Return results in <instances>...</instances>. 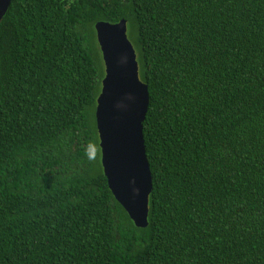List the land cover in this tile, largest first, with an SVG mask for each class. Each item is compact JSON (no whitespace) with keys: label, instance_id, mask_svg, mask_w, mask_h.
I'll use <instances>...</instances> for the list:
<instances>
[{"label":"trees","instance_id":"trees-1","mask_svg":"<svg viewBox=\"0 0 264 264\" xmlns=\"http://www.w3.org/2000/svg\"><path fill=\"white\" fill-rule=\"evenodd\" d=\"M122 18L149 88L146 227L109 189L95 120V23ZM0 264H264V0H12Z\"/></svg>","mask_w":264,"mask_h":264},{"label":"water","instance_id":"water-1","mask_svg":"<svg viewBox=\"0 0 264 264\" xmlns=\"http://www.w3.org/2000/svg\"><path fill=\"white\" fill-rule=\"evenodd\" d=\"M11 1L0 0V20ZM95 30L105 65L95 108L101 164L115 199L136 226L146 227L153 189L143 133L149 88L139 75L127 19L99 20Z\"/></svg>","mask_w":264,"mask_h":264},{"label":"rangeland","instance_id":"rangeland-1","mask_svg":"<svg viewBox=\"0 0 264 264\" xmlns=\"http://www.w3.org/2000/svg\"><path fill=\"white\" fill-rule=\"evenodd\" d=\"M128 33H129V28H128ZM94 43H95V45L99 48V43H98V41H97V36H96V34H95V36H94ZM98 52H100V56H101V58H102V60H103V56H102V53H101V50H100V48H99V51ZM104 62V61H103ZM105 67V66H104Z\"/></svg>","mask_w":264,"mask_h":264}]
</instances>
